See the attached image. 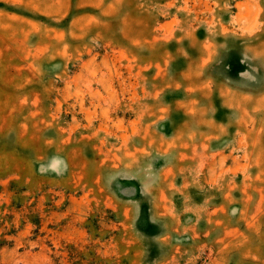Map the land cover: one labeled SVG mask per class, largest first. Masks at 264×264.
Listing matches in <instances>:
<instances>
[{
  "label": "rangeland",
  "instance_id": "1",
  "mask_svg": "<svg viewBox=\"0 0 264 264\" xmlns=\"http://www.w3.org/2000/svg\"><path fill=\"white\" fill-rule=\"evenodd\" d=\"M0 264H264V0H0Z\"/></svg>",
  "mask_w": 264,
  "mask_h": 264
}]
</instances>
